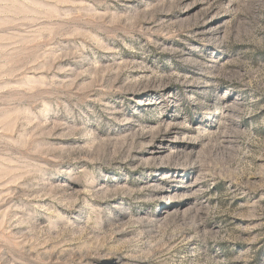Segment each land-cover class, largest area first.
Returning a JSON list of instances; mask_svg holds the SVG:
<instances>
[{
    "label": "rangeland",
    "instance_id": "obj_1",
    "mask_svg": "<svg viewBox=\"0 0 264 264\" xmlns=\"http://www.w3.org/2000/svg\"><path fill=\"white\" fill-rule=\"evenodd\" d=\"M0 264H264V0H0Z\"/></svg>",
    "mask_w": 264,
    "mask_h": 264
}]
</instances>
